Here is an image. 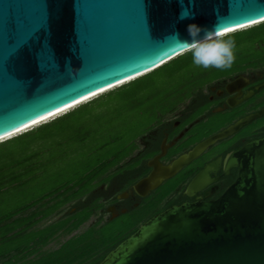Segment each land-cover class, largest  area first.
<instances>
[{
    "label": "water",
    "instance_id": "1",
    "mask_svg": "<svg viewBox=\"0 0 264 264\" xmlns=\"http://www.w3.org/2000/svg\"><path fill=\"white\" fill-rule=\"evenodd\" d=\"M184 11L189 15L181 19ZM263 22L264 0H0V142L187 52L190 44L182 41L190 39V23L232 34ZM262 115L222 130L168 164L160 161L164 143L132 193L147 196ZM222 162L205 165L187 195L212 183L210 174ZM224 164L225 175L234 168L238 174L217 199L172 205L99 264H264V138L233 151Z\"/></svg>",
    "mask_w": 264,
    "mask_h": 264
},
{
    "label": "flooded vegetation",
    "instance_id": "2",
    "mask_svg": "<svg viewBox=\"0 0 264 264\" xmlns=\"http://www.w3.org/2000/svg\"><path fill=\"white\" fill-rule=\"evenodd\" d=\"M239 54L241 56L236 57L228 73L219 74L217 71L221 69L208 68L207 76L209 78L214 76V78L206 81L200 90L166 116L156 128L140 138L137 141L138 148L131 157L101 177L94 178L90 184L91 189L87 193L79 194L77 197L69 196L48 215L43 212L45 207L35 210L36 216L32 224L26 225L28 230L43 229L62 219L70 218L77 214L83 205H101V208L97 209L96 213L79 228L68 232L69 227L65 226L59 229L45 245L42 239L41 242L31 241L26 248L22 247V250H14V264L39 259L44 252L58 249L74 235L94 226L100 227L108 222L122 221L124 217L134 215L146 203L153 201L157 189L142 197L132 193V187L151 172L148 162L162 153L164 143L167 146V152L160 161L168 164L198 143L251 115L264 111V40L249 44ZM261 138H264V115L247 123L230 137L216 142L198 159L185 167L181 172L185 169L196 170V172L187 182L172 192L168 201L175 199L182 204L201 199H217L235 181L238 174L237 169L234 168L229 175H225L226 158L247 142ZM219 158H222L223 162L210 174L214 181L194 196H188L186 189L191 180L205 165ZM135 163L138 164L135 165ZM133 165H135L134 168H129ZM131 174L141 176L136 182L129 184ZM125 193H128L126 197L123 196ZM59 199L58 201H61ZM92 219L93 221L90 222ZM61 237L66 238L55 245L54 243ZM27 253L30 254L25 259L19 260ZM6 261L2 260L0 264Z\"/></svg>",
    "mask_w": 264,
    "mask_h": 264
},
{
    "label": "rangeland",
    "instance_id": "3",
    "mask_svg": "<svg viewBox=\"0 0 264 264\" xmlns=\"http://www.w3.org/2000/svg\"><path fill=\"white\" fill-rule=\"evenodd\" d=\"M185 74L184 71L183 75ZM179 76V74L169 75L165 77L167 79L165 83L164 78L160 77V91L167 86V82L170 86L176 85ZM154 92L155 90H152V95ZM148 94L144 92L141 97L143 104L137 107L129 103L124 95L114 96L111 100L101 102L80 114V117L55 128L52 135H40L27 141L15 142L7 149L0 150V238L8 231L14 232L18 229L14 232L16 236L12 241L0 242L1 255L14 246L26 247L31 241L41 242L52 229L62 225L63 228L64 226L73 228L88 214L90 205L83 207L72 217L62 219L43 229L25 228V225L32 224L36 216L35 210L45 207L43 212L48 215L69 196L77 197L79 193H87L91 189L89 184H83L75 189L73 186L87 173L89 163H94L113 151L115 138L119 137L123 143L141 129L142 123L145 122L142 118L143 111L152 106ZM58 198L61 201H58ZM12 214L13 218L9 219ZM92 221L93 219L90 222ZM24 228L25 232H23ZM109 228V226H94L76 235H82V240L90 241L98 232L102 237L105 233L109 236L108 234L111 233ZM64 238L66 237L59 238L54 244L57 245ZM46 254L48 252H44L43 255Z\"/></svg>",
    "mask_w": 264,
    "mask_h": 264
},
{
    "label": "trees",
    "instance_id": "4",
    "mask_svg": "<svg viewBox=\"0 0 264 264\" xmlns=\"http://www.w3.org/2000/svg\"><path fill=\"white\" fill-rule=\"evenodd\" d=\"M228 35L235 38L236 57H239L241 56L239 53L246 49L249 44L264 40V22ZM229 70L230 69L219 70L217 73L224 74L228 73ZM184 71L186 72L185 75H183ZM178 74L180 76L176 85L170 86L168 85L170 83L167 82V86L160 91V77L164 78L163 81L165 83L167 80L165 77ZM212 78H214V76H211L210 78L207 76V69L197 67L192 63L191 52L187 51L156 70L110 90L86 103H83L50 122L43 123L30 131L0 142V150L7 149L15 142L27 141L40 135H52L55 128L65 125L69 121L80 117V114L85 111H89L101 102L111 100L114 96L124 95L129 103H132L133 106L137 107L143 104V99H141V97H143L144 92H148V98L152 102V106L143 111L142 118L145 122L142 123L141 129H139L135 135L123 143H121L122 141L119 137L115 138L113 140V143L115 144L113 151L109 155L99 158L96 162L89 163L87 173L75 182L73 189L83 184L90 185L94 178L101 177L110 169L119 166L128 157H131L138 148L137 141L140 138L156 128L166 116L173 113L192 94H194L197 90H200L206 81ZM156 89L158 91H156ZM152 90H155L153 95L151 93ZM137 164L138 163H135V165ZM135 165L129 168H134ZM195 172L196 170L185 169L183 172L178 174V176L165 182L159 189H157L154 194V200L152 199L153 201L146 203L142 209L137 210L134 215H129L128 217L126 216L122 219V221L118 220L108 222L103 225L102 227H110L109 232L111 233L108 234L109 236L105 233V236L102 237V234L98 232L99 235L96 234L90 241H87L88 239L82 240V235H76L75 237H71L65 241L58 249L51 251L48 250L46 251L48 254L43 255L39 259L27 260L21 264H99L111 250L132 235L151 217L163 212L172 205L180 204L179 200L174 199L168 201V197L178 186L187 182ZM140 176L141 175L135 176L134 174H131L129 184L136 182ZM69 185L70 183L67 184V186ZM83 207H87V205H83ZM99 208H101V205L90 206L87 211L88 214L82 218L80 222L75 225V227L68 228V232L79 228L84 222L88 221ZM12 218L13 214L9 217V219ZM25 228L23 232H25ZM61 228H63V225L57 227L56 229H52L48 236L43 239V244H47ZM14 232L13 230L8 231L2 238H0V242L12 241L16 236ZM22 247L14 246L13 249H8V251L4 254H0V261L7 260V263L10 262L9 264H14L13 260H11L13 258V251L22 250ZM29 254L30 253L25 254L23 257L19 258V260L25 259ZM8 255H10V259H8Z\"/></svg>",
    "mask_w": 264,
    "mask_h": 264
},
{
    "label": "clouds",
    "instance_id": "5",
    "mask_svg": "<svg viewBox=\"0 0 264 264\" xmlns=\"http://www.w3.org/2000/svg\"><path fill=\"white\" fill-rule=\"evenodd\" d=\"M189 13H181V19ZM190 39L182 41L190 44L187 51L191 52L192 63L200 68L229 69L236 60L235 38L227 32L221 31L216 26L208 29L197 23H190L187 26ZM203 33V35H201ZM177 37H179L177 35Z\"/></svg>",
    "mask_w": 264,
    "mask_h": 264
},
{
    "label": "bare ground",
    "instance_id": "6",
    "mask_svg": "<svg viewBox=\"0 0 264 264\" xmlns=\"http://www.w3.org/2000/svg\"><path fill=\"white\" fill-rule=\"evenodd\" d=\"M252 26H253V25H251L250 27H252ZM246 28H249V27H245V28H242V29H240V30H244V29H246ZM144 74H146V72L141 73V74H138L137 76H134V77H132V78H129V79L125 80V81H122V82H120L119 84H117V86H121L122 84H124V83H126V82H129V81H132L133 79H135V78H137V77H139V76H141V75H144ZM114 88H116V87L112 86V87H110V88H107V89H105V90H102L101 92H99V94H100V93H103L104 91H108V90H111V89H114ZM99 94L97 93V94L95 95V97L98 96ZM91 97L94 98V96H91ZM88 99H89V98H88ZM88 99L83 100V102L88 101ZM81 103H82V102H81ZM75 107H76V106H75ZM69 110H71V108H68V109L62 111L61 113L56 114L55 117H56V116H59V115H61V114H63V113H66V112H68ZM55 117H54V118H55ZM49 119H53V118H47V119L45 120V122H46L47 120H49ZM39 124H41V123L35 124V126H37V125H39ZM35 126H34V127H35ZM31 128H32V127H29L28 129H24V130H22V131H19V132L13 133V134H11V135H8L5 139L11 138L12 136L17 135V134H19V133H21V132L27 131V130H29V129H31ZM3 140H4V139H3Z\"/></svg>",
    "mask_w": 264,
    "mask_h": 264
}]
</instances>
